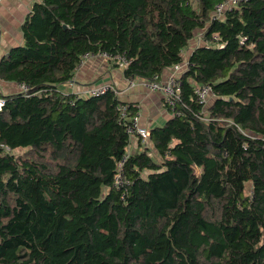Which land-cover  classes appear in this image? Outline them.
Returning <instances> with one entry per match:
<instances>
[{"label": "trees", "instance_id": "trees-1", "mask_svg": "<svg viewBox=\"0 0 264 264\" xmlns=\"http://www.w3.org/2000/svg\"><path fill=\"white\" fill-rule=\"evenodd\" d=\"M223 1L32 5L0 59V79L29 87L0 91V264H264V0L217 18ZM99 51L125 54L129 79L185 62L173 115L139 139L121 187L138 105L59 88Z\"/></svg>", "mask_w": 264, "mask_h": 264}, {"label": "crops", "instance_id": "crops-1", "mask_svg": "<svg viewBox=\"0 0 264 264\" xmlns=\"http://www.w3.org/2000/svg\"><path fill=\"white\" fill-rule=\"evenodd\" d=\"M36 1L38 0H0V59L12 47L23 44L21 25ZM194 45L196 46L197 43ZM190 52L191 49L184 53L188 56ZM123 69L115 66L112 62L93 58L82 66H78L73 79L59 88L64 90V93H74L85 97L89 95V90L95 85L112 82L121 92L116 94L119 100L138 105L139 127L150 131L155 126H162L173 115L163 103V96L145 87L141 78H126ZM170 73L171 68L162 74L161 81H165ZM131 82H134L135 85L132 86ZM0 91L3 94L21 91L20 84L0 79ZM211 99L208 101L210 102ZM138 141V137H133L132 151L138 147Z\"/></svg>", "mask_w": 264, "mask_h": 264}, {"label": "built area", "instance_id": "built-area-1", "mask_svg": "<svg viewBox=\"0 0 264 264\" xmlns=\"http://www.w3.org/2000/svg\"><path fill=\"white\" fill-rule=\"evenodd\" d=\"M242 1H247V0H224L223 2H220L219 4L216 5L215 17L217 18L223 17L224 12L227 9L238 7ZM90 58L92 59L98 58L105 61L114 59L119 63L121 68H126L129 64V60L126 58L125 54H118V53L112 54L107 51H99L96 53L87 52L83 54L80 59L79 66H82ZM184 64L185 63L175 64L171 68V73L165 81L156 82V81H149L142 79V83L145 87H147L150 91L158 92L163 96V103L166 105V107L169 110H171L172 113L175 111V108L180 101L181 86H182L181 85L182 83L180 81V77H181L180 72L182 71ZM131 85L134 86L135 83L131 82ZM28 89H29L28 85L20 84L21 91L25 92ZM107 92H113L115 94L121 93L112 82H104L102 84L95 85L93 88H91V90H89V95H101ZM196 92L200 97V100L203 102H206L212 94V90L208 86H198ZM3 104H4V99L0 98V109ZM123 107L124 106H122V108ZM139 121H140V114L133 116L131 123L127 128V133L130 138V143L125 149L123 159L119 161V165H118L119 170L116 173L115 184H114L116 187H121L125 182L126 175L123 170V165L132 152L131 146H132L133 137H138L143 141L147 140L149 137V131L147 129L139 127Z\"/></svg>", "mask_w": 264, "mask_h": 264}, {"label": "rangeland", "instance_id": "rangeland-1", "mask_svg": "<svg viewBox=\"0 0 264 264\" xmlns=\"http://www.w3.org/2000/svg\"><path fill=\"white\" fill-rule=\"evenodd\" d=\"M92 58H90L89 60H91ZM64 84H62L61 86H63ZM60 86V85H59ZM61 90V89H60ZM61 91H63L64 92V90H61ZM143 141V140H142ZM144 142H149L148 141V139L147 140H145ZM151 153V152H150ZM249 187V186H248Z\"/></svg>", "mask_w": 264, "mask_h": 264}, {"label": "bare ground", "instance_id": "bare-ground-1", "mask_svg": "<svg viewBox=\"0 0 264 264\" xmlns=\"http://www.w3.org/2000/svg\"><path fill=\"white\" fill-rule=\"evenodd\" d=\"M149 131V130H148ZM149 135H150V131H149ZM149 138V137H148Z\"/></svg>", "mask_w": 264, "mask_h": 264}]
</instances>
